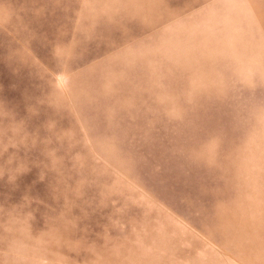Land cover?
I'll use <instances>...</instances> for the list:
<instances>
[{
  "label": "rangeland",
  "instance_id": "1",
  "mask_svg": "<svg viewBox=\"0 0 264 264\" xmlns=\"http://www.w3.org/2000/svg\"><path fill=\"white\" fill-rule=\"evenodd\" d=\"M0 264H264V0H0Z\"/></svg>",
  "mask_w": 264,
  "mask_h": 264
}]
</instances>
